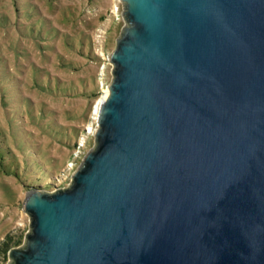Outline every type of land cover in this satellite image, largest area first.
I'll return each mask as SVG.
<instances>
[{"label": "water", "instance_id": "1", "mask_svg": "<svg viewBox=\"0 0 264 264\" xmlns=\"http://www.w3.org/2000/svg\"><path fill=\"white\" fill-rule=\"evenodd\" d=\"M121 1L94 146L8 264H264V0Z\"/></svg>", "mask_w": 264, "mask_h": 264}, {"label": "rangeland", "instance_id": "2", "mask_svg": "<svg viewBox=\"0 0 264 264\" xmlns=\"http://www.w3.org/2000/svg\"><path fill=\"white\" fill-rule=\"evenodd\" d=\"M27 6H32L28 17L22 13ZM122 10L121 0H0V53L12 74L8 108H18L23 96L37 121L31 122L22 106L16 123L28 149L20 153L9 145L19 157L12 163L10 151L0 154V264L11 262L10 248L25 243L30 229L22 206L26 194L34 188L68 186L72 172L94 146L96 111L112 78L109 54L126 25ZM37 18L46 25L36 29L53 27L55 35L30 36L23 27ZM45 70L51 87L44 84L41 89L35 80L40 82ZM0 122L11 130L4 122L1 97ZM0 148L5 150L3 142ZM32 160L39 167L30 173L46 170L48 175L39 186L29 181L34 174L25 179L15 172V165L20 168L29 162L31 166ZM46 162L52 167L47 169Z\"/></svg>", "mask_w": 264, "mask_h": 264}, {"label": "trees", "instance_id": "3", "mask_svg": "<svg viewBox=\"0 0 264 264\" xmlns=\"http://www.w3.org/2000/svg\"><path fill=\"white\" fill-rule=\"evenodd\" d=\"M30 9L32 10V6H27V8L23 9V12L26 17L29 16L30 13ZM36 25H39L40 27H44L46 24L44 23V21L40 18H37L36 20L30 22L27 25H24V30L31 36H33L34 38L39 37L38 35L43 34V36H47L48 34H53L55 35V28L53 27H47V29L43 32H40L39 29H36ZM73 39V37H70V40ZM4 58L2 57V54L0 53V94H1V106L4 108V122H7V124L10 126L11 130H7L6 126H4L1 122H0V143L3 142L5 145V150L3 148H0V154H2L3 152H11L12 153V162H16L19 160V157L17 156V154L15 152L12 151V149L10 148L9 145H13L15 146L16 149H18L20 151V153H25V151L28 149V147L26 146L25 140L20 138V132L18 129V124L16 123V119L19 118L18 116H16L18 113H22L21 109L22 106L26 108V113L29 115V119H31V122L33 123H37L34 114L31 112V108L28 104L27 98L21 96L20 98V102H19V106L18 108H13V110H10L8 107V104L11 103V96L8 92V88L7 86L11 85L10 83V77H11V73L8 72L5 63H4ZM33 74L34 71H33ZM43 77L45 78V81L43 82L42 79ZM36 79V78H35ZM40 81V80H39ZM8 83V85H7ZM48 85L49 87H51L49 79H48V71L45 70V72L42 73V77H41V81L37 82V80H35V86L39 87L41 89H44L43 85ZM54 85H57V82L55 81ZM41 126V124H40ZM26 161H28L27 159H25ZM33 162L30 163L29 162H24V165L22 167L19 168L18 165H15V172L22 175L23 177H25V179L27 178L28 175H32L33 173H30V171L33 170V168L35 166L39 167V164L36 163L34 160H32ZM47 161H49V159H47ZM46 168H51L52 167V163L50 162H46ZM9 167V166H7ZM26 169H28L26 171ZM29 171V172H28ZM55 172L59 171V167H56V169L54 170ZM41 176L43 177V179L41 178ZM48 177L46 170H42L39 174H34V176H32V179H29L31 185H38V183H43L44 180H46V178ZM35 182V183H33ZM2 247H4L5 249L9 248L8 242L5 243Z\"/></svg>", "mask_w": 264, "mask_h": 264}, {"label": "bare ground", "instance_id": "4", "mask_svg": "<svg viewBox=\"0 0 264 264\" xmlns=\"http://www.w3.org/2000/svg\"><path fill=\"white\" fill-rule=\"evenodd\" d=\"M107 92H108V89L105 90V93H104V96H103V97H105V95L107 94ZM103 97H102V98H103ZM96 110H97V109H96ZM97 113H98V110L96 111V114H97Z\"/></svg>", "mask_w": 264, "mask_h": 264}]
</instances>
